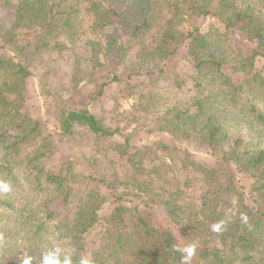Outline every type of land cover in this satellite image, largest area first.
Here are the masks:
<instances>
[{
  "label": "trees",
  "instance_id": "16d2710c",
  "mask_svg": "<svg viewBox=\"0 0 264 264\" xmlns=\"http://www.w3.org/2000/svg\"><path fill=\"white\" fill-rule=\"evenodd\" d=\"M0 179V264H264V0H0Z\"/></svg>",
  "mask_w": 264,
  "mask_h": 264
},
{
  "label": "rangeland",
  "instance_id": "374dc122",
  "mask_svg": "<svg viewBox=\"0 0 264 264\" xmlns=\"http://www.w3.org/2000/svg\"><path fill=\"white\" fill-rule=\"evenodd\" d=\"M16 1V0H12ZM67 54H64V57H62L57 62L53 63L51 65V74L49 75V84H47L46 88H48L51 91H57V90H64V88L69 83V76H70V70L68 66L67 60ZM177 71L179 73L181 80H186L187 75H189L191 72L186 64V61L184 59V56L181 55L178 57L177 61ZM30 91L34 92L35 94H38L36 90H41V85L39 83L31 82L28 85ZM142 87L146 88L147 91L150 92H158L160 95V98L163 99L164 96L170 97L173 95H176V91L174 90L172 86V82H162L155 85H150L143 83ZM84 91H89L90 87L83 88ZM185 92L183 94L186 95V88ZM116 93H119L117 89H112L109 92L105 94V96L102 98V101L98 104V108L103 110V108H115V111L112 113L113 123L116 121L122 122L126 128V131H135L138 130V127H135L133 123H130V111L132 108V105L134 104V98L129 97L127 99H120L117 103L115 102V96ZM121 96V95H120ZM180 96V95H178ZM37 99H31V102H36ZM140 132V131H139ZM143 137V134L139 133V138ZM148 142V141H147ZM83 145V143L81 142ZM158 222L160 225H164V221H161V218L156 216Z\"/></svg>",
  "mask_w": 264,
  "mask_h": 264
},
{
  "label": "clouds",
  "instance_id": "9594fccd",
  "mask_svg": "<svg viewBox=\"0 0 264 264\" xmlns=\"http://www.w3.org/2000/svg\"><path fill=\"white\" fill-rule=\"evenodd\" d=\"M11 191V185L2 179H0V194L9 193ZM246 220V217H244ZM223 221L212 225V230L218 232L221 228ZM177 251H180L182 255V264H191L192 257L195 253V246H189L186 248H177ZM61 249L59 247L54 248L53 250L47 251L43 254L41 264H72L71 258L65 256L63 260L60 257ZM31 257H26L23 259L22 264H31ZM80 264H92L91 260L84 257L81 258Z\"/></svg>",
  "mask_w": 264,
  "mask_h": 264
}]
</instances>
